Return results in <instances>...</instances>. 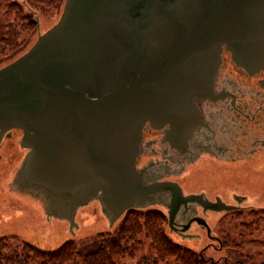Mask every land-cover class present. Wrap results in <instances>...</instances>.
<instances>
[{"label": "water", "instance_id": "water-1", "mask_svg": "<svg viewBox=\"0 0 264 264\" xmlns=\"http://www.w3.org/2000/svg\"><path fill=\"white\" fill-rule=\"evenodd\" d=\"M263 31L264 0H66L59 21L0 68V130L21 129L30 149L21 177L53 197L78 196L73 203L102 190L121 208L129 196L169 190L170 227L181 204L231 209L183 196L175 182L138 187L133 160L147 121L180 127L221 45L246 66L257 61ZM27 192L44 206L43 193ZM101 208L110 227L116 213Z\"/></svg>", "mask_w": 264, "mask_h": 264}, {"label": "flooded vegetation", "instance_id": "flooded-vegetation-1", "mask_svg": "<svg viewBox=\"0 0 264 264\" xmlns=\"http://www.w3.org/2000/svg\"><path fill=\"white\" fill-rule=\"evenodd\" d=\"M258 47L260 52L257 61L247 63L249 69L239 65L226 46H222L209 86L188 106L186 118L178 129L171 124L154 127L150 122L145 123L135 159L137 170H133V178L138 187L156 181H176L185 195L202 194L211 201L216 198L224 200L217 194L210 196L203 189L185 192L183 184L173 178L181 177L188 166L198 162L200 166L211 165L210 161L219 162L227 168L242 163L256 170L263 165L264 31ZM21 133L18 129L0 130V175L6 174L8 170L15 172L24 160L28 150L21 146ZM13 183L20 192L44 191L52 208H70L78 198L53 197L44 186L28 177L18 176ZM170 198L169 191H161L145 196L132 195L129 201L136 204L160 203ZM230 198L235 202L234 205L243 201V197L234 192L230 193ZM113 206L116 207V204ZM191 211L192 206H188L176 218L185 219L191 216ZM176 224L179 230L182 222Z\"/></svg>", "mask_w": 264, "mask_h": 264}, {"label": "rangeland", "instance_id": "rangeland-1", "mask_svg": "<svg viewBox=\"0 0 264 264\" xmlns=\"http://www.w3.org/2000/svg\"><path fill=\"white\" fill-rule=\"evenodd\" d=\"M14 0H0V35L2 26L5 23L4 10L6 6ZM21 1V0H16ZM57 21V18L40 15L39 33H44ZM211 165L200 166V162L188 166L181 177L173 178L183 184L185 192H195L203 189L210 196H222L227 203L235 204L230 198V193L234 192L243 197L240 204L242 209L232 216V212H203L200 208L195 211L192 208L191 213L206 220L209 230L203 229L197 224H191L185 232H173L169 225H165L166 233L171 240L183 247L200 252L204 248V255L217 260L216 264L225 255L222 249H219L217 242L209 238L220 239L229 245L238 243L241 252L251 257L249 264L264 263V249L254 248L246 234H241V224L251 222L248 217V211L255 209H264V161L260 168L252 169L239 164L233 168L221 166L223 163L210 161ZM214 165V166H213ZM219 165V166H217ZM14 176L8 170L4 175H0V236H16L20 242H28L38 248L50 250L60 246L63 242L73 239L80 241L96 236L100 232L112 231L113 225H116L118 215L113 219L110 227L107 217L102 211L101 204L97 200H90L86 205L80 207L74 217L73 222L77 227L72 226V233L69 230V219L57 218L48 215L42 202L33 194L22 193L13 186ZM167 201L163 205L153 204L168 215ZM253 207V208H252ZM119 214V213H118ZM232 216V218L230 217ZM182 217H177L176 222H186ZM260 226H251L250 232H263ZM258 234V239L262 234ZM148 241L135 252L133 260H122L125 264H135L138 259L148 254Z\"/></svg>", "mask_w": 264, "mask_h": 264}, {"label": "trees", "instance_id": "trees-1", "mask_svg": "<svg viewBox=\"0 0 264 264\" xmlns=\"http://www.w3.org/2000/svg\"><path fill=\"white\" fill-rule=\"evenodd\" d=\"M66 0L11 1L4 10L5 23L0 35V68L24 54L38 36L36 17L59 19ZM251 222L241 224L254 248L264 249V209L250 210ZM263 232H250L260 226ZM166 215L157 208L128 209L117 225L108 232H100L89 239L63 242L55 249L45 250L16 236H0V264H125L122 260L135 258V252L148 241L149 253L135 264H216L217 260L200 252L174 243L166 233ZM262 237L258 239V234ZM220 248L224 240L219 242ZM225 254L221 264H249L251 257L241 252L238 243L222 245ZM264 264V263H262Z\"/></svg>", "mask_w": 264, "mask_h": 264}]
</instances>
